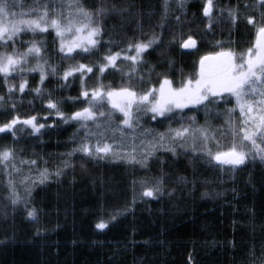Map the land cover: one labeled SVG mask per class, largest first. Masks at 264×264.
I'll list each match as a JSON object with an SVG mask.
<instances>
[{
  "label": "trees",
  "instance_id": "16d2710c",
  "mask_svg": "<svg viewBox=\"0 0 264 264\" xmlns=\"http://www.w3.org/2000/svg\"><path fill=\"white\" fill-rule=\"evenodd\" d=\"M40 2L16 0L12 18L30 13L25 18L35 19L33 9ZM79 3L94 13L93 19L102 29L99 53L79 60L80 63H97L109 47L113 52L121 51L129 43H146L154 34L160 38L162 43L153 45L144 55L140 68L144 80L133 81L137 91L158 87L159 73H166L178 84L182 79L194 77L199 57L219 50L215 48L219 42L225 49L245 51L255 30L247 24L246 17L260 19L264 11L260 7L255 9L253 0H214L216 19L209 28L206 17L197 15L190 6L176 9L170 0L167 9L164 0H79ZM245 5H250V10ZM101 7L103 15L99 12ZM236 7L246 11L234 25L228 18V10ZM49 33L39 34L38 39L45 41L43 55L50 57L49 63L57 65L62 75L69 63L60 59L58 39L51 29ZM189 35L197 40L198 50L184 51L180 47L179 37ZM31 39V33L24 34L25 43L18 41L17 48L26 50ZM29 62L34 64L35 60ZM121 67L126 69L127 65ZM24 75L30 88L38 86V73ZM11 82L18 85V75ZM126 82V76L111 69L103 79L113 89ZM96 83L93 77L87 86L91 88ZM62 84L64 81L50 75L45 81L43 99L27 90L21 98L17 92L15 99L21 117L37 115L46 127L38 134L18 133L15 144L10 135L0 138V149L15 148L16 168L21 170L24 166L21 160L36 162L29 171L36 181H25L24 190L15 187L20 198L15 205L10 198L9 179L15 184L14 176L20 170L0 165V264H229L230 259L247 251L252 244L264 241V162L258 155L249 156L244 165L229 171L230 166L216 165L203 152L179 145L176 155L166 150L154 151L146 164L120 161L112 156L93 159L82 152H73L84 140L87 129L64 125L54 115L46 122L43 120L49 111L46 107L49 93L54 100L64 101L62 108L67 115L86 106L79 100L73 104L67 99L80 95L79 79L69 78L67 86L61 87ZM6 91L0 87V94ZM201 111L190 109L182 112L181 117L184 123H191L192 117L203 122ZM11 115L10 110L5 115L0 109V123ZM49 124L55 126L48 127ZM166 124L156 121L153 126L163 132ZM215 124L219 138L224 130L220 121ZM90 139L95 142L96 138ZM228 142L225 135L221 144L227 146ZM210 147L215 149V142ZM45 169L48 176L42 181ZM160 178H163L162 194L155 198L143 196V191L155 186ZM33 208L37 210L35 219L28 216ZM102 221L108 225L103 230L96 227Z\"/></svg>",
  "mask_w": 264,
  "mask_h": 264
},
{
  "label": "snow or ice",
  "instance_id": "6c2138e0",
  "mask_svg": "<svg viewBox=\"0 0 264 264\" xmlns=\"http://www.w3.org/2000/svg\"><path fill=\"white\" fill-rule=\"evenodd\" d=\"M167 9L168 0H164ZM179 6L184 7L185 0H178ZM259 7L264 10V0H258ZM16 7V0H0V48L5 51L0 52V87L6 88V94H0V109L7 115L9 110L11 118L0 123V134L7 138L12 137L13 144L17 140V134L24 128H30L33 134H38L46 127L44 122H40L37 115L22 118L17 111V101L15 99L18 92L23 98L26 90L34 92L36 97L43 99L44 85L48 77H58L64 81L61 87L68 85L69 78L79 79L81 90L77 97H68L69 101L75 104L81 101L86 104L71 115H67L62 108L64 101L54 100L52 94H48L46 107L48 114L43 116L46 122L49 116H55L63 123L77 122L81 127L88 129L85 132L84 140L73 152H82L85 156L93 159H104L108 156H121L118 150L107 140V134L115 136L116 131L123 134L125 128L135 131L134 124H138L137 113L150 112L152 119L156 117H169V114L177 110L183 111L185 108L202 106L206 111L213 106L219 107L222 104L232 103L235 100V107L229 108L225 120L226 128L217 137L215 131L208 126L198 128L184 127L170 130L171 135L160 134L155 143L148 144L144 151L145 156L137 160L136 146L133 143L131 151L123 152V158L130 163L146 164L147 156L153 154L155 148L161 147L176 155V145L184 147L189 139L192 141L193 152L197 151L196 142L199 140L202 145L203 155L209 162L216 165H228L229 171H235L240 165L246 163L250 153L258 155L264 162V11L261 12L259 23L255 18L247 16V24L256 29V40L253 47H249L246 53L237 54L232 49H225L222 42H219L209 54L203 55L199 60V71L196 76L182 79L179 86L174 85L166 73H159L161 79L158 81L159 87H149L140 91L135 90L133 81L139 78L144 80L140 68L144 64V54L155 44H161L160 38L153 35L152 39L145 42L129 43L126 50L113 52L108 48L102 59L95 64L80 63L81 59H90L99 53L101 41L98 39L102 34V29L93 19L94 13L84 8L79 0H68L67 14L63 8L56 9L50 4L41 2L33 12L36 18H25L30 13H21L18 18H12V9ZM214 0H205L202 8L203 16L207 18L208 26L211 28L215 23L213 16ZM250 5H245L247 9ZM223 11V10H221ZM103 15L104 9H99ZM241 16L239 7L228 10V18L232 24H236ZM6 18L7 22H6ZM179 19V18H177ZM54 31L58 39L57 52L60 59L68 62L69 66L58 72L57 65L49 63V58L43 55L45 52V41L38 39L39 34H50ZM31 33L32 39L27 41L26 50L17 48V42L24 44V34ZM174 40L177 38L174 37ZM56 41H54L55 43ZM179 45L183 49H197V40L189 35L187 38L179 37ZM10 50V51H9ZM198 50V49H197ZM134 52V54H132ZM34 59L35 63H30ZM75 61V63H71ZM118 61L120 63H118ZM131 63H127V62ZM127 63V68L121 67ZM111 69L127 77V82L122 83L119 89H113L111 85H105L103 79L105 73ZM152 72L155 69L151 70ZM25 73H38L39 82L36 87H29V79ZM77 74H79L77 76ZM19 79L18 85L11 80ZM95 77L96 85L89 88L87 82ZM11 78V80H10ZM227 94V96L225 95ZM259 99H256V97ZM109 103L112 109L118 110L122 114V125L112 126L113 113L106 114L105 103ZM31 103V102H29ZM239 110L238 122H233V114ZM99 118H104L103 120ZM195 120V117H192ZM96 126L97 131L89 129L88 122ZM20 126V127H17ZM54 127V124L47 125ZM219 131V130H217ZM227 135L229 143L227 146L221 144V139ZM90 137H95L93 144ZM165 140L168 141L165 144ZM135 141V137H133ZM215 142V149L210 144ZM71 155V154H70ZM21 163L35 164L33 161L21 160ZM0 165L4 168L12 166L15 171H19L15 164V148L4 147L0 149ZM60 172L57 171L56 175ZM48 176L47 169L41 173V180ZM183 180V178H181ZM186 182V181H185ZM144 183V182H142ZM163 178L157 180L155 186L146 188L143 196L155 198L157 194H162L161 185ZM11 190V202H20L16 194L14 183L9 179ZM37 210L35 208L28 211V216L35 219ZM106 222L96 225L98 229H105Z\"/></svg>",
  "mask_w": 264,
  "mask_h": 264
},
{
  "label": "rangeland",
  "instance_id": "374dc122",
  "mask_svg": "<svg viewBox=\"0 0 264 264\" xmlns=\"http://www.w3.org/2000/svg\"><path fill=\"white\" fill-rule=\"evenodd\" d=\"M170 1L174 5L173 6L174 8L180 9V10H183V9L188 8L190 6L189 5L190 0H185L183 8H181L179 6L178 0H170ZM48 4H50L53 8H56V9L63 8L65 14H67L68 0H51V1H49ZM252 6H254L256 9L257 4L254 3ZM248 8L250 10V7H248ZM17 10H19V9H17ZM245 11L246 10L242 9L240 11L241 15ZM260 19L256 18L255 20L257 23H259ZM254 44H252L251 47H253ZM246 52H247V49L245 51L236 52V53L239 54V53H246ZM132 54H134V52ZM118 63H120V62L118 61ZM127 63H131V62L129 61ZM127 63H125L124 65H127ZM197 66L198 67H197V72L195 73V76L199 71V63ZM173 83H174V85L179 86L178 83H175V82H173ZM225 95L227 96V94H225ZM256 99H259V97L257 96ZM233 107H235L234 98H232V103H230V104H222L219 107L213 106L212 108H210L207 111L202 106L185 108L182 112H185V111L190 110V109H196V110L201 109L202 110L201 112L203 113V115L205 117V121H203V122L202 121H192L191 123H184V121L181 117L182 112L179 110H177L176 112H174L172 114H169V116L171 118H169V117H156V119H152V114L150 112H147V113L140 112V113H137L138 124H134V127H135L134 132L132 130L125 128L123 131V134H121L120 131H116L115 136H113L111 133H108L107 134V140L109 143H112L118 150L122 149L121 156H118L115 158H117L120 161H127V162H128V160L126 158H123V152L131 151L132 145H133V143H135L137 160H139V159H141V157L146 155L144 148L148 144L155 143L159 139V135L162 133L165 134L166 136L171 135L170 130L180 129L182 126L193 127V128H198L201 126H208L210 128V130L217 132L216 131L217 128L215 126L216 125L215 123H217V121H220L221 130H224L226 128V124H225V120L227 119L226 113H227L229 108H233ZM219 108H222V110H220ZM104 110H105L106 114L109 112L113 113V119L111 121V124L113 127H115L116 125H119L121 128H123V125L121 123L123 117H122V114L118 110L112 109L111 105L107 102L104 105ZM69 115H71V114H69ZM99 119L103 120L104 118H99ZM238 120H239V110L237 109L236 112L233 114V122L234 123L238 122ZM156 121L161 122V123H167L166 124L167 125L166 130L163 132H159L156 129H154L153 124ZM213 121H214V124H213ZM40 122H41V120H40ZM62 123H63V121H62ZM63 124L65 125V123H63ZM66 125H77L80 128L85 129V128L81 127V125L77 122H69ZM88 125H89V129L92 132L97 131L96 126L94 124H92L91 121L88 122ZM17 127H20V126H17ZM30 131L32 132V130L30 128H24L19 133L30 132ZM133 137H135V141H133ZM92 143L94 144L95 142L92 141ZM167 143H168V141L165 140V144H167ZM177 145H179V143H177ZM196 147H197L196 152H203L201 150L202 145L200 144L199 140H197V142H196ZM184 148L186 150L193 151L191 139L188 140V142L185 144ZM156 150H164V148L157 147V148H155L154 151H156ZM252 155L253 154L250 153L249 156H252ZM150 156H147L146 159H148ZM23 165L24 166L21 167V170H20V177H17V175H19V174H15L14 181H18L20 184H24L25 181H30L31 183H34L36 181V179L32 177L31 173H29V171L31 169V164L23 163ZM221 264H226V263H221ZM229 264H264V241H262V242L258 241L257 243L252 244L251 247H248L247 251L240 253L238 256L233 258V260L230 259Z\"/></svg>",
  "mask_w": 264,
  "mask_h": 264
},
{
  "label": "bare ground",
  "instance_id": "6f19581e",
  "mask_svg": "<svg viewBox=\"0 0 264 264\" xmlns=\"http://www.w3.org/2000/svg\"><path fill=\"white\" fill-rule=\"evenodd\" d=\"M189 3H190L189 5L191 7L190 9L192 11L196 12L197 15L203 16L202 8H203L205 3L199 2V0H190ZM38 120L40 121L42 119H38ZM17 177H20V174L17 175ZM14 187H16L17 190H20V189L24 190L26 188V186H24L23 184H20L18 181L16 182V184H14Z\"/></svg>",
  "mask_w": 264,
  "mask_h": 264
},
{
  "label": "flooded vegetation",
  "instance_id": "af4514ba",
  "mask_svg": "<svg viewBox=\"0 0 264 264\" xmlns=\"http://www.w3.org/2000/svg\"><path fill=\"white\" fill-rule=\"evenodd\" d=\"M253 1L257 4V9H258V8H259L258 0H253ZM260 9H261V8H260ZM255 32H256V29H255L254 32L252 33V34H253V36H252V40L250 41V43L248 44V47H247L246 49H248L249 47L252 46V44L255 43V40H256V33H255ZM193 50H194V49L189 50V51H193ZM200 58H201V56L199 57L197 63H199Z\"/></svg>",
  "mask_w": 264,
  "mask_h": 264
},
{
  "label": "water",
  "instance_id": "95a60500",
  "mask_svg": "<svg viewBox=\"0 0 264 264\" xmlns=\"http://www.w3.org/2000/svg\"><path fill=\"white\" fill-rule=\"evenodd\" d=\"M183 50H185V51H189V50H192V49H183Z\"/></svg>",
  "mask_w": 264,
  "mask_h": 264
}]
</instances>
